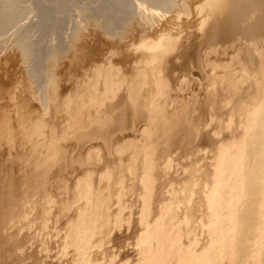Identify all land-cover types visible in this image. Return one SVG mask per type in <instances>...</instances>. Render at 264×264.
Returning a JSON list of instances; mask_svg holds the SVG:
<instances>
[{
	"label": "rangeland",
	"instance_id": "374dc122",
	"mask_svg": "<svg viewBox=\"0 0 264 264\" xmlns=\"http://www.w3.org/2000/svg\"><path fill=\"white\" fill-rule=\"evenodd\" d=\"M136 1L139 3L142 2L143 8H148L149 10L157 12L155 17L157 20L154 23L155 27L149 29L147 34H143L144 36L149 35L158 38L160 35L169 34V32L175 35V43L169 44L166 42V44L168 45V53L172 61L171 64L175 69H179L183 59L180 58L178 54L181 51L184 54L187 51L188 44L190 45L191 40H194L195 37L198 39H202L203 37L200 25L202 21L208 19L207 17L209 16L206 10H204V0H184L186 3L185 10L180 13V16L175 13L176 11L168 8L166 9L165 6L153 3L150 0H131L132 3L130 0H18V3L15 4L17 6L14 5L13 7L15 10L12 9L13 14L14 12L16 13L14 15L16 21H14L12 26L10 25L7 30L0 31V114H5L4 117L11 120L12 124H14L13 126L16 127V131L12 133L13 136L10 134L13 137L12 140L18 139L22 131L26 133L29 132L31 138L26 139L28 142L27 148L33 149L37 157L43 158L47 156L48 145L57 147V145L63 144L72 157L69 158L68 161H65L63 157L59 158L55 166H53L55 171L59 170V172H62L63 177L67 179V181H70L66 183V188H69V186L70 188H65L66 191L65 189L59 188V179H55L52 187L53 196L50 197L52 201L49 198H47V201L44 199L42 200L37 194H34L31 201L22 208L24 212L20 210L19 212H21V215L4 229L0 236V264H73L77 262L78 258V262L84 263L83 260H85L87 264H144L145 261L140 251L143 250L142 248H144L145 243L148 244L149 241H146L144 237L146 234L145 227L150 222H155L156 220H153L157 218L156 215L158 212L161 213L160 210L166 211V205H170L171 202L174 206H171L172 208L169 207L167 216L169 217L172 213L177 215V217L175 215L176 219H174L178 224L176 225V227L178 226L177 230L183 231V244L187 245L191 240L197 241L194 242L196 244H194V248H200L204 244H207L209 234L213 231V228L206 206L203 205L204 207L201 206L200 210L198 208L194 211L195 214H193V217L187 216L186 213L188 212L185 213V211H187L185 208L186 206L191 207L195 205L200 200L204 202L201 199L204 197L202 194L203 192H200V195L196 191L204 188V183L208 178L207 175L214 170L211 164L215 161L216 144L224 140V142H227L236 132L243 128L239 125L238 118L230 116L231 114H227L226 110H229L232 106L231 103H233V101H231V97L235 99L234 97L242 93L248 85V82H242L243 84L240 82L234 89L232 95L224 88L227 85L226 81L225 83L222 81L216 82V80L213 81L212 79L214 78L211 77L212 74L214 76L217 75L218 71H212L210 64H212L214 60L216 62L222 60H227L225 62H232L229 56L225 55L224 58H222V56L218 54V51H212L206 48L204 50L206 52V59L201 63L200 67L189 62V69L187 72L178 69L174 70L173 77L169 79L165 88L166 95L168 97L175 96V94L182 95L185 99L177 100L174 104L171 103L172 105L176 104L179 106L178 109L180 108V110L175 112L174 128H172L173 131L169 128V134L166 132L168 130L166 127L161 128L159 126H154L155 124L150 126L151 129H149V126L146 124H140L138 127L126 131H111L114 140L115 137H117V140L121 143L122 141L124 143L126 141L129 142L128 140H132L135 143L134 147H137L134 148L135 151H133V147H131L132 150L131 148L124 150L118 148L117 150V147L113 146V150L108 152L103 141H100V139H92L78 146L79 142L77 140L75 141L74 135H78L76 133H79V131H75L74 133L73 131L70 132L71 130L69 129V125L74 119L72 113L69 115L67 114V107H70V104H73L71 106L81 113L79 121L82 123V128L80 129L88 130L87 118L91 115H99L100 113L99 108L96 106L97 101L94 100L93 102V99L97 94L98 98H104L105 100L110 99V96H112L109 92L97 93V89L94 85L96 79L99 82L107 75L108 68H102L99 64L100 56L102 53L106 54L107 52L106 55L109 57V63L113 62L117 65V62L122 59V52L125 51L126 44L134 42L139 38L140 31L136 23H143L145 18L142 14L140 16L139 9L133 12L134 7L132 8L131 6L134 4L136 6ZM174 1L180 2L182 0ZM108 5L112 7L113 11L111 9H106ZM125 5L133 9L132 13L130 11L131 14L129 13L126 16H124V12L118 11L119 7L121 9L124 8ZM44 10L46 11V15L43 13ZM113 14L115 15L113 16ZM174 15L178 17L177 21L179 26L176 31H169V27H166L165 24L169 21L170 17ZM44 26L47 27L45 28ZM102 32H105V35L107 37L109 36V39L122 40L124 43L118 45L119 47L116 46V48L110 44L104 45L105 48L102 45V51H97L98 48L100 49ZM17 34L19 35L17 36ZM185 35H187L188 38L184 37ZM80 36H83L82 40L78 38ZM18 38L24 40L28 45L30 44L29 47L32 46L30 48L28 47V60L21 69L16 67L12 59L14 55L13 48L19 42ZM26 39L30 43H28ZM253 42L254 41H251L250 44L258 49L259 54L260 52L264 54V43L259 44L256 41ZM180 43H184L186 46L181 49V47H179ZM81 45L83 49H80ZM119 48L120 50L123 49L122 52ZM131 52L133 53L131 54ZM131 52L129 55L139 56L142 50ZM73 56L77 58L72 60ZM208 63L210 64L208 65ZM129 64V62H126L121 68L123 69L122 73L124 76L126 75L127 78L134 73L131 64ZM239 64L238 61L232 64L233 71H237L235 72L236 77L241 76L242 67H240L241 65ZM25 67H27V69ZM30 70L31 72L34 70V73H29ZM253 72L254 71L250 69V80L254 79L256 75V78L259 76L256 73L253 74ZM33 74L35 75L33 76ZM24 75L31 76L27 77L29 79H27V81H30L32 85L34 84V90L38 91V93L41 91L47 94V105L40 110V121H29V124L20 126V124H18V122H20L18 119L19 112L15 109H11L7 105L6 91L15 90L18 87L16 83L22 84L21 79ZM35 76L38 77L37 81L35 80ZM21 84L16 91L19 100L24 99V97L21 96L24 95L22 94L24 93V89L21 90V88L26 86L25 84ZM40 85L43 89L39 87ZM128 85V82L124 85L121 95L127 94L126 90L128 89ZM37 87L41 89H37ZM66 92L67 96L61 97L62 94ZM68 95L73 97L72 103H70V96ZM39 102L34 101L35 104H40ZM189 108L195 110L193 119L196 121H194L195 124H193L195 126L198 124V128L187 135L188 126L186 121L190 116ZM169 110L172 109L169 108ZM100 114L106 116L105 113ZM146 127L149 129L147 133L144 132V130L147 129ZM3 128L6 127H0L2 130ZM4 132H6L5 129L2 132L0 130V134ZM202 138H205V140L209 142L203 143L200 140ZM123 139L127 140L124 141ZM5 142L0 144V165H2L3 169H8L13 172V174L19 176L22 173L23 165L20 160L21 156L17 152V142L16 144L14 141L13 144H5ZM142 144H144V146ZM149 144L150 146L152 145V156H150V154L148 156L145 151V148L149 146ZM87 152L92 153V156L90 155L92 158L88 156V154L84 155ZM134 154H136V156H134ZM9 155L12 156V160L9 159ZM78 155L83 162L77 161ZM136 158L138 161H136L137 172L135 174L132 171L129 172L130 169H128V166L129 163L131 164ZM149 158L152 160H149ZM110 162H112V164ZM114 162H121L123 167L126 166L124 167L125 169L121 166L120 169L122 171L124 170V174H121L120 177H118L117 174L119 171L117 170L118 167L116 163V166L113 165ZM148 162L152 164V168L154 167L153 170L151 169L150 173L145 172L143 168ZM112 166L116 168V170L113 168V172L110 170ZM107 168L110 169L108 170ZM82 169H89L91 173L94 171V173H92L93 175L90 173L92 176L88 175L93 177V181L90 177L88 178L87 175L85 178L87 177L89 181L91 180L90 182H94L93 185L97 186L96 188L100 186L102 189L99 188V191H102L104 187L105 189L107 188L102 192L105 191L104 194L108 201H106V197H100L101 193H99L100 195L98 194L100 198L97 197L98 190L93 185V187H90L95 188L97 191L94 192L96 195H93L94 193L89 194L100 201L105 199V202L102 201V205V202L98 203L99 200L95 202L94 198H90L95 202V205H100L98 216L100 215V211L102 215H100L101 217L99 216V219H94L101 224L93 219L94 222L93 225L91 224L92 227H85L87 230H85L86 232L83 234L87 236L84 242L82 240L81 243H83V245L85 243L86 245H82L80 248L77 247L76 244L74 245V242H69L71 239L69 240L66 236V225L67 220L72 216L75 217L83 203L86 202L84 198H88V195L85 196L86 191L84 193L82 192L81 195V191L77 189L81 188L82 190L84 185L81 184H86L88 182L87 178V182L86 180L85 182L83 181ZM105 169L108 170V173L111 171V175L105 172L109 175L108 177L103 173L107 171ZM114 171L118 172L116 173ZM260 172L264 180V160L261 161ZM145 173L148 175L153 174L152 184H150V187L147 185L149 188L145 184L147 178ZM84 174L85 173H83V175ZM102 174L105 176H102ZM112 175L117 176L114 177ZM79 177L82 179L79 180ZM112 177L116 178V181L115 179L112 180ZM117 177L120 178L119 180L123 184L119 182V185ZM77 179L80 183H84H81L80 186ZM188 179H191V185L187 190L183 187V184L189 182ZM73 184L76 186L75 188ZM109 186H112V188ZM200 191H202V189ZM78 193L81 196H79ZM83 194H85L84 198L82 197ZM53 199H55V201ZM163 200L165 201V205L161 204ZM201 201L199 205L202 203ZM162 206H165V208L161 209ZM189 207L187 209H189ZM170 209L172 210L170 211ZM105 210L107 212H105ZM103 213H106L105 216ZM164 215H166V213ZM172 215H170L169 219ZM100 219L102 221H100ZM103 221L104 224H102ZM252 223V225H255L253 228L262 226L261 220L255 222L252 220ZM96 224L97 227L95 226V228H93ZM139 235H142L141 238ZM141 245H143V247ZM229 260L230 259H227V256H225L222 260L223 264H230Z\"/></svg>",
	"mask_w": 264,
	"mask_h": 264
},
{
	"label": "bare ground",
	"instance_id": "6f19581e",
	"mask_svg": "<svg viewBox=\"0 0 264 264\" xmlns=\"http://www.w3.org/2000/svg\"><path fill=\"white\" fill-rule=\"evenodd\" d=\"M17 1L18 0H0V31L7 30L10 27V25L12 26L14 21H16L14 16L16 13L14 12L13 14L12 9H14L13 8L14 5L18 3ZM150 1L165 6L166 9L168 8L173 11H176L175 13L179 14V16L180 13L185 10V5H186L184 0L180 2H175L174 0H150ZM135 3L136 6L134 3H133L134 5L132 6L130 5L132 8L134 7V10L130 9L127 5H125V7L121 9L118 6L119 7L118 11L124 12L125 14L124 16H126L127 14L130 13V11L132 13V10L133 12H135L136 9L137 11L138 9L140 10V16L142 14L145 18L144 19L145 21L144 22L141 21L143 23H136V26H138L140 31L139 38L134 42L126 44L125 51L122 52L123 49L120 50L119 48V50L123 53L122 59L117 62L119 65L118 64L115 65L116 63L113 62L109 63V57H107L106 55L107 52L106 54L102 53L103 56L102 54L100 56L101 58L99 64L101 65L102 68H108L107 75L99 82L96 79L94 85L97 89V93L109 92L110 95L112 96H110V99L105 100L104 98H98V94L96 93L97 96L94 99L93 98L92 99L93 102L94 100L97 101L96 106L97 108H99L100 113H105L106 116H102L100 113L99 115L96 116L95 115L89 116L87 118V124L89 126L87 128L88 130H81L80 128H82V123L79 121L80 119L79 116L81 113L76 111L75 108L71 106L73 104H70V107H67L68 109L67 114L69 115L72 113V116L74 117L73 121L69 125V129L71 130L70 132L73 131L75 133V131H79V133L78 132L76 133L78 135H74L75 141L77 140L79 142L78 146H81L83 142L92 139H100V141H103L105 148H107L108 152H111L113 150L112 149L113 146L117 147V150L118 148L122 150L129 149L131 147H133V149L137 148L134 147L135 143L132 140L131 141L128 140L129 142L126 141L124 143L122 141L121 143L120 141L117 140V137H115L116 140L115 141L112 138L111 131L112 130L126 131L129 129H134L138 127L140 124L142 125L146 124L147 126H149L148 127L149 129H151L150 126L154 124H155L154 126H159L161 128L166 127L168 129L166 131L168 134H169V128L171 129V131H173L172 128H174L173 124L175 120L174 115L177 110L178 111L180 110V108L178 109L179 106H177L176 104L175 105L172 104L176 103L177 100L185 99L182 95H176V94L175 96L173 95L171 97L170 96L168 97L165 92L166 85L169 82V79L173 77L174 70L178 69V68L175 69L174 66L171 64L172 61L169 57L168 45L166 44V42L169 44L175 43V35L174 34L172 35V33L169 32V34L160 35L158 38L149 35L144 36L143 34H147L149 29L155 27L154 23L157 20L155 19L157 12L153 10H149L148 8H143L142 2L139 3L136 1ZM106 9L112 10V7L108 5ZM204 10H206L209 16L207 17L208 19L202 21L200 25L201 27L200 29L203 33V37L202 39H198L197 37H195L194 40H191V44L190 45L188 44L187 51L184 54L182 51L180 52L181 54L180 53L178 54V56L183 59L181 63V67L178 70L187 72L189 69L188 66L189 62H192L197 67H200L201 63L206 59V52L204 51L206 48H209V50L212 51L215 50L218 51V54H220L222 58H224L225 55L229 56L232 62L230 61L225 62L227 60L216 62L214 60L212 64L208 63V65L210 64L212 71L213 70L218 71L217 75L214 76L212 74V76L211 75L210 76L213 77L214 79L212 80L213 81L216 80V82L222 81L225 83L226 81L227 85L224 88L227 92H230V94L232 95L234 89L240 82L241 83L248 82V85L245 87L242 93H239V95L234 97L235 99L231 97V101H233V103H231L232 106L229 110H226L227 114H231L230 116L233 117L235 116L238 118L239 125H241L243 128L242 130L236 132V134L232 136L228 141L226 140L227 142H224L225 141L224 140L216 144L215 147L216 153L214 156L215 161H213V163L211 164L213 165L212 168H214V170L211 168L213 171L210 174L208 173L209 175H207L208 178L204 183V188H201L202 191H200L201 189H199V191H196L199 194L200 192L201 193L203 192L202 194L204 197H202L201 199L204 202L200 200L202 202L201 203L202 205L201 204L199 205L200 202L199 201L195 205H192L191 207L188 206L189 209H187L188 208L187 206L185 208V210H187L185 211V213L188 212L186 213L187 216L193 217V214H195L194 211H196L198 208L200 210L201 206L203 205L206 206L209 212V218L212 222V228H213V231H211V233L209 234L207 244L206 245L204 244L200 248H194V244H195L194 242H197L194 240L193 241L191 240L190 243L187 245L183 244L182 237L184 235L182 234L183 232L182 230L179 229L177 230L178 226L176 227V225L178 224L175 222L176 214L175 215L173 213H172L173 215L170 214L172 215L170 219H169L170 215L169 217L167 216V212H169V207L172 208L174 206L173 203L171 202L170 205H166V211L160 210L161 213L158 212V214L159 213L160 214L156 215L157 218L155 217L156 219L153 220V221L156 220L155 222L152 223L150 222L149 224L147 223L148 225L146 224L147 225L145 227L146 234L144 233L145 236L144 234L143 236L145 237L146 241L147 240L149 241L148 244L145 243L146 241L144 242L146 245V246L144 245V248H142L143 245H141L142 246L141 248L143 250L140 251L143 256V260L145 261V263L143 261L144 264H223L222 260L224 259L225 256H227V259H230L229 260L230 264H264V180L260 172V164L261 161L264 160V54L262 52H260L259 54L258 49L250 44L251 41L254 42L256 41L259 44L264 43V0H204ZM45 12L46 11L44 10L43 13L46 15ZM114 15L115 14H113V16ZM177 19L178 17L174 15L170 17L169 21H167L166 24L164 23L166 27H169V31H173V30L176 31L178 29L179 24ZM105 32L101 33L102 36L100 35L101 36L100 49L99 48L98 50L96 49L97 51L99 50L102 51L103 49L102 45L106 46L110 44L114 48H116V46L122 45L124 43L122 40L119 41V40L109 39L108 38L109 36L107 37L105 35ZM18 35L19 34H17V36ZM184 37L188 38L187 35H185ZM78 38L82 40L83 36H80ZM18 41L19 42L17 44L15 43L16 46L13 48L14 55L12 59L14 60V64L16 65V67L21 69V67L23 68L24 64L28 60V47L30 44L28 45L22 39L21 40L19 39ZM28 43L30 42L28 41ZM185 46L186 45L184 43L179 44V47H181V49L182 47ZM80 49H83L82 45L80 46ZM138 50H142L140 54L138 53L139 56L129 55L131 51L135 52ZM132 53L133 52H131V54ZM75 58L77 57L73 56L72 60H74ZM235 61H238V64L240 63L239 65H241L240 67H242L240 77L238 76L236 77L235 75V72H237L236 70L235 72L233 71L234 69L232 67V64ZM126 62H129L131 64L132 69L134 71V73L131 74L129 78H127L126 75L124 76V74L122 73L123 69H121ZM25 68L27 69V67ZM250 69L254 71L253 74L256 73L259 75L258 78H256L257 75L255 74L256 76L254 79L252 80L249 79L251 78V76L249 75ZM32 72L30 70L29 73ZM34 75L35 74H33V76ZM27 77H31V76L24 75V77L21 79L22 84L20 83L21 85L23 84L26 85L24 88L21 86L22 87L21 90L24 89L23 91L24 93H22L24 95H21L24 97L23 100H19L18 98L19 96L17 97V93H16L18 87H20L19 83H16L18 84V87L15 90L6 91L7 102H8L7 105L11 109L13 110L15 109L19 112L18 119L20 122H18V124H20V126L29 124L28 123L29 121L30 122L40 121V117H39V113L41 112L40 110H42V107H46L47 105V101H46L47 94H44L41 91H40L41 93L40 92L38 93V91L34 90L33 89L34 84L32 85L30 81L28 82ZM35 78H36L35 80L37 81L38 77L35 76ZM127 82L129 84L128 89L126 90L127 94L125 93L124 95H121L122 89L124 85L127 84ZM39 87L42 88L41 85ZM39 87H37V89ZM66 96H67V92L62 94L61 97H66ZM68 96H70V103H72L73 97L71 95ZM34 101L35 102L40 101L39 102L40 104H35ZM169 108L172 110H169ZM194 112L195 110L193 108L191 109L189 108L190 116L186 121L188 126L187 135L191 134L193 131H195V129L198 128L197 123H196L197 126L194 125L195 124L194 121H196L193 119ZM4 115L0 114V127H6V128L0 130L2 132L5 129L6 132L0 134V144L5 141H6L5 144H13V141L16 144L17 142L16 145L17 152L21 156L20 160L22 162L23 168L21 175L17 176L16 174H13V172H11L10 170L3 169L2 165H0V236L3 233L4 229H6L8 225L12 223L13 220H16L19 217V215H21V212H24L22 208L31 201V198H33L32 196L34 194H37L42 200L44 199L45 201H47V198L51 200L52 198L50 197L53 196L52 187L55 179H59V188L65 189L67 187L66 183H69L70 181H67V179L63 177L62 172H59V170L55 171L53 166H55L59 158L63 157L65 161H68L69 158H72L70 156L69 151H67L66 147L63 146L64 144L57 145V147L48 145L47 156L43 158L39 156L37 157L33 149L27 148L28 142L26 141V139H30L31 134H29V132L26 133L25 131H22V134L19 135L21 138L18 137V139L12 140L13 138L12 133L13 131H16V127L13 126L14 124H12V121L4 117ZM148 128L144 130L145 133L148 132L149 130ZM200 140L203 143L209 142L205 140V138H202ZM142 145L144 146V144ZM151 146L149 144V146L145 148L146 154L148 156L149 154L150 156H152ZM133 151H135V149ZM86 154L90 156L92 153L87 152L84 155ZM136 154H134V156H136ZM11 157L12 156L9 155V159H11ZM77 158H78L77 161L83 162L79 155ZM149 160L152 159L149 158ZM136 161H138L137 158L134 159L133 162H131V164L129 163L128 166V169H130L129 172L132 171L136 174L137 172ZM110 163L112 164V162ZM115 163L118 167L117 170L119 172L118 171H117L118 173L116 171L114 172H116L118 174V177H120L121 174H124V170L122 171L120 169L122 166L121 162L120 163L114 162L113 164L114 166H116ZM114 166H112L111 169L110 168L107 169L108 170L110 169L113 172L114 169L116 170ZM143 168L145 172L150 173L151 169L153 170L154 167L152 168V164L148 162L147 164H145ZM108 170L104 171L103 173L105 172L108 173ZM111 171H109L108 173L109 175H111ZM83 173L85 174L83 175ZM83 173H82V178H84L83 181L85 182L86 180L87 182V179L93 175L92 173H94V171L91 173V170L85 169L83 170ZM147 173H145L147 177L145 184L146 186L148 185L150 187V184H152L151 182L153 179L152 178L153 174L148 175ZM108 174H106L107 177L109 176ZM86 175L87 176L90 175V176H88V178L86 177L87 178L86 179L85 178ZM103 175L104 174H102V176ZM112 176L115 177L117 175H112ZM82 178L79 177L78 179L81 180ZM92 178L93 177H90V179ZM113 179H115L116 181V178L112 177V180ZM119 179L120 178L117 179L118 183L120 182ZM188 180L189 182L183 184V187L187 190L188 188H190L191 185L190 184L191 179ZM90 181L88 179V182ZM88 182L86 184L85 183L81 184L78 181L79 185L81 184L84 186L82 190L81 188H77V189L81 191V195L82 192L84 193L86 191L85 192L86 195L83 194L82 197L84 198L85 196L88 195L87 196L88 198L87 199H85L86 197L84 198V201L86 200V202L83 203V205L81 206L75 217L72 216L67 220V225H66L67 226L66 236L68 237L69 240L71 239L69 242L71 243L74 242V245L76 244V246L80 248L83 245L81 241L83 240L84 242V239H86L87 236V235L84 236L83 234L86 232L85 230H87L85 229V227H90V226L92 227L93 222L96 220L94 218L99 219V216L102 215L100 211L99 213L100 215L98 216V209H100V205L96 204L99 208L95 205L96 200L98 201L99 199L93 196L96 195V193L94 192L98 190L97 197H99L100 195L99 193H101L100 197H106V195L104 194L105 191L102 192L105 189V187L102 191L100 190L101 191L100 192L99 191L100 186L96 188L97 186L93 185L94 182H90L92 184ZM92 185L97 190H95V188H90L93 187ZM75 187L76 186L74 185V188ZM109 187L112 188V186ZM89 189L90 190L94 189L95 191L92 190L93 191L92 192ZM79 193L78 195L81 196ZM89 193L92 194L94 193L92 195L93 197ZM90 198L91 199L94 198L95 202ZM105 199L106 201H108L107 197ZM105 199L101 201L99 200L98 203L99 202L101 203L102 201L105 202ZM53 200L55 201V199ZM161 204L165 205V201L163 200ZM164 208L165 206L164 207L162 206L161 209ZM20 210L21 212H19ZM171 210L172 209H170V211ZM105 212L107 211L105 210ZM165 213L166 215H164ZM105 214L106 213H103L104 216ZM101 219L100 221L103 220ZM251 219L254 222L257 220H261L262 226L261 227L256 226L255 228H253L255 225H252L253 223ZM97 222L99 223V221ZM102 224H104V221ZM95 226L97 227V224L94 225L93 228H95ZM139 236L141 238L142 235ZM84 245L86 244L84 243ZM78 259L77 262H74L73 264H87L85 260H83L84 263H80V261L78 262Z\"/></svg>",
	"mask_w": 264,
	"mask_h": 264
}]
</instances>
